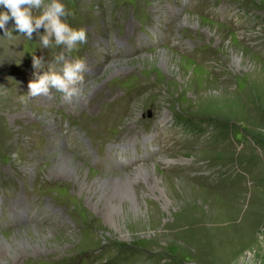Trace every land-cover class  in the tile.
I'll use <instances>...</instances> for the list:
<instances>
[{"label":"rangeland","instance_id":"rangeland-1","mask_svg":"<svg viewBox=\"0 0 264 264\" xmlns=\"http://www.w3.org/2000/svg\"><path fill=\"white\" fill-rule=\"evenodd\" d=\"M61 2L71 104L27 95L64 47L0 29V264H264V0Z\"/></svg>","mask_w":264,"mask_h":264},{"label":"clouds","instance_id":"clouds-1","mask_svg":"<svg viewBox=\"0 0 264 264\" xmlns=\"http://www.w3.org/2000/svg\"><path fill=\"white\" fill-rule=\"evenodd\" d=\"M0 6L8 11L0 13V29H5L10 19L15 21V30L28 40H33L35 33L43 48H49L53 41L57 46H63L64 51L55 57V62L43 69L44 57L32 55L34 79L28 84V96H49L54 90L61 95L65 103L71 104L74 100L82 99L86 95L84 73L88 70L84 58H71V53L80 44L87 43V30L83 27L76 29L67 23L71 15L67 6L61 0H0ZM10 13V14H9ZM44 34H40V29ZM5 35L12 37V31L5 29ZM21 103H26L24 96Z\"/></svg>","mask_w":264,"mask_h":264},{"label":"bare ground","instance_id":"bare-ground-1","mask_svg":"<svg viewBox=\"0 0 264 264\" xmlns=\"http://www.w3.org/2000/svg\"><path fill=\"white\" fill-rule=\"evenodd\" d=\"M164 121L165 120H163V122ZM57 148L64 150V148H66V145H63V147H62V145H60ZM78 157L77 156L75 157L70 152L61 151V153L58 155V160L55 163V166L53 168H54V170H56L58 172L59 171H71L72 172L73 170H74V172H76L77 169H78V171H81V168H83L84 165L82 163H80V159ZM135 170L137 171V176H139L138 173H142V172L145 173L147 171L146 165L139 166ZM81 189H83V186L81 187ZM155 189H160V187L158 185H156L153 190H155ZM130 191H131L132 196L134 197L135 194H134V191L132 190V188L130 189ZM163 194H165V193L163 192ZM135 205H136V202H135ZM25 229H26L25 234H28V232L30 230H33L37 235L39 234V232H38L39 229L37 227H26Z\"/></svg>","mask_w":264,"mask_h":264}]
</instances>
